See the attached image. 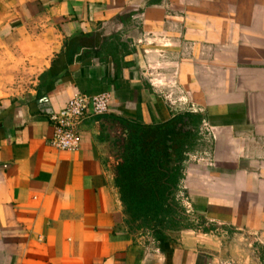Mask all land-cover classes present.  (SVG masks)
<instances>
[{"label": "crops", "instance_id": "0c3cea01", "mask_svg": "<svg viewBox=\"0 0 264 264\" xmlns=\"http://www.w3.org/2000/svg\"><path fill=\"white\" fill-rule=\"evenodd\" d=\"M159 58L178 63L181 92L216 130L213 165L184 163L192 227L164 239L130 227L115 184L128 125L177 113L150 69ZM2 61L23 71L14 92ZM104 91L110 111L82 122L77 150L47 143L73 93ZM261 253L264 0H0V264H264Z\"/></svg>", "mask_w": 264, "mask_h": 264}, {"label": "trees", "instance_id": "16d2710c", "mask_svg": "<svg viewBox=\"0 0 264 264\" xmlns=\"http://www.w3.org/2000/svg\"><path fill=\"white\" fill-rule=\"evenodd\" d=\"M201 118L199 113L177 112L163 123L128 125L115 184L127 220L135 229H149L156 239H164L169 230L191 227L175 192L183 177L185 147L193 145L194 128ZM260 257L264 262V253Z\"/></svg>", "mask_w": 264, "mask_h": 264}, {"label": "built area", "instance_id": "2783aa9c", "mask_svg": "<svg viewBox=\"0 0 264 264\" xmlns=\"http://www.w3.org/2000/svg\"><path fill=\"white\" fill-rule=\"evenodd\" d=\"M185 95V94H184ZM170 94L165 96V99L171 106L175 107L176 112L180 109L176 106L177 102L185 103L187 99L183 95L177 96L176 99H171ZM111 93L104 91L96 94L85 92H75L68 99L65 106L56 113L49 115V121L53 127V134L48 138L47 143L56 149L75 151L80 146V126L82 122L90 116H100L110 111ZM182 112L199 113V110L190 103L189 109ZM197 141L201 142L197 148L184 153V163H197L213 165L212 142L216 139L215 127L210 125L205 118L199 121ZM185 168L183 167V172ZM183 189L182 185L178 189ZM179 193V190H178ZM183 193L180 192V195ZM185 206V205H184ZM185 209V208H184ZM186 211V209H185ZM188 211V210H187ZM186 211V212H187Z\"/></svg>", "mask_w": 264, "mask_h": 264}, {"label": "rangeland", "instance_id": "374dc122", "mask_svg": "<svg viewBox=\"0 0 264 264\" xmlns=\"http://www.w3.org/2000/svg\"><path fill=\"white\" fill-rule=\"evenodd\" d=\"M1 63H2L1 64L2 68L7 69L8 73H12V75H13V77H8V78H5L4 80L7 81V84H8L7 87L11 89V90H8V91L14 92V90L17 87L18 84L19 85L23 84V82L21 81V78H20V76L23 75V71L21 69H16V68H13V67L11 68L10 66H7V65L5 67L4 66L5 62L4 61H2ZM178 67H179V65H178L177 62H173V61L172 62H168L165 58H163L162 60L159 58V60H153L152 61L150 69H152L153 75L155 77H157L156 82H158V84H160L161 81H163V83H164V84H162L163 87L164 88L166 87L168 89V91H166L164 96H167V95L170 94V96H171L170 98L171 99H176L178 95H183V96L186 97L187 102H185V103L177 102L176 103V106L180 107V109H178V111L182 112V111H187V109H189V105H190L191 102H190V100L188 99V97L186 95V91H184V89H183L182 90L183 92H181V90H180L181 86L178 85V82L176 83V77H175L176 74L175 73H177ZM9 71H11V72H9ZM198 126H199V123L196 125L195 128L193 127L194 130H195L196 137H195V140H194V143H193L192 146H189L188 148L185 147V149L187 151H189V150L192 151L195 148H197L199 146V144H201L200 141L199 142L197 141V139H198V135H197ZM185 128H188V127H185ZM181 166L184 167L183 162L181 163ZM181 185H182L183 189L180 190V188H179L178 189L179 193H178V190H177L175 192V196H176L177 200L180 201L182 206L186 209V211L188 210L187 212L185 211V214L189 217V219L190 220L195 219L193 211H192V208L190 207V204L187 202L188 198L186 197V195L184 193V189L186 187L185 171L183 172V177L179 181V186H181ZM180 192L183 193L182 197L181 196H177V194L180 195ZM194 223L199 225L197 222H194ZM129 225L134 230H137V231H140V232H145L146 234L149 233V234L152 235V233L150 232L149 229H145V230L144 229H135L132 226L131 223ZM193 226H195V225H193ZM191 227H192V225H191Z\"/></svg>", "mask_w": 264, "mask_h": 264}]
</instances>
